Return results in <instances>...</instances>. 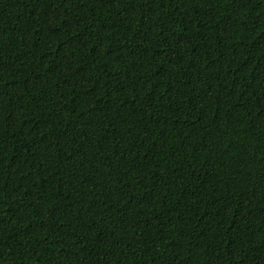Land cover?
<instances>
[{
	"label": "trees",
	"instance_id": "1",
	"mask_svg": "<svg viewBox=\"0 0 264 264\" xmlns=\"http://www.w3.org/2000/svg\"><path fill=\"white\" fill-rule=\"evenodd\" d=\"M0 264H264V0H0Z\"/></svg>",
	"mask_w": 264,
	"mask_h": 264
}]
</instances>
